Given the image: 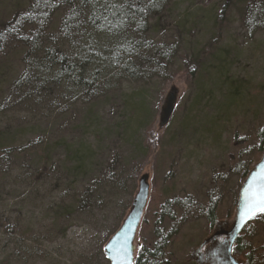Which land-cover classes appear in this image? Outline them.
<instances>
[{"label": "rangeland", "instance_id": "obj_1", "mask_svg": "<svg viewBox=\"0 0 264 264\" xmlns=\"http://www.w3.org/2000/svg\"><path fill=\"white\" fill-rule=\"evenodd\" d=\"M147 3L145 21L115 40L139 46L117 70L104 65L95 83L92 67L60 81L37 66L78 65L75 45L89 44L80 36L85 0H0V27L31 13L41 22L26 28L46 34L35 44L12 36L0 44V264H109L103 246L144 172L149 194L135 256L161 240L155 264H198L200 242L232 219L262 153L264 0ZM173 81L178 104L155 134ZM239 234L237 259L246 263L252 252L262 264L264 214Z\"/></svg>", "mask_w": 264, "mask_h": 264}, {"label": "trees", "instance_id": "obj_2", "mask_svg": "<svg viewBox=\"0 0 264 264\" xmlns=\"http://www.w3.org/2000/svg\"><path fill=\"white\" fill-rule=\"evenodd\" d=\"M148 0H85V10L83 11V20H79L84 27V32L80 35L81 42H89L86 44H77L76 58L79 61L77 64L72 66L68 61L62 64V67L53 69L50 71L52 64H43L38 62L37 66L45 74H60L58 80L64 81L69 78L79 79L75 74V71L79 67H92L93 71L89 73V78L92 82H100L98 75L104 70L112 69L117 70L121 66L120 62L124 58V54L128 55L132 49L137 48L139 44H136V40L132 37L124 38L122 41H115L121 37L123 33L129 30L131 23H141L145 21V12L150 8ZM158 1V0H155ZM153 3V2H152ZM47 5V4H46ZM77 11L75 9L73 12ZM24 19L21 17V21L18 18H13L3 27H0V44L5 41L9 36L17 37L18 43L25 46L26 43L35 44L41 36L46 34L42 33L41 29L26 28V26L32 24L34 21L39 23L40 19L37 20L31 13L24 14ZM86 16V18H85ZM81 17V19H82ZM72 20L65 22V28L70 27ZM36 27H40L36 24ZM43 29V28H42ZM105 36V37H104ZM104 39V40H103ZM110 39V40H109ZM97 41L101 42L100 46H96ZM123 43V44H122ZM3 44V43H2ZM93 44L95 46H93ZM2 45H0L1 48ZM83 53V56H77L78 53ZM64 53L62 54V56ZM84 59L91 60V62L84 61ZM95 64V65H94ZM77 67V68H76ZM85 73H86V68ZM81 78V76H80ZM80 80V79H79ZM87 83H84V87ZM256 138L258 141V148L261 151L264 149V125L257 129ZM5 149L13 148V144H4ZM43 148L39 147L37 153L42 154ZM249 171V170H248ZM247 173H245L246 175ZM208 219L211 223L215 221V214L213 208L208 209ZM252 221L248 222L246 226H249ZM8 227V226H7ZM164 240V239H163ZM237 249L242 251L241 246H245L243 235L239 234L236 238ZM163 241L156 242L153 246H143L137 250L134 264H155V259L161 255ZM247 260L249 264H255L252 252H247ZM264 264V254L262 259Z\"/></svg>", "mask_w": 264, "mask_h": 264}, {"label": "water", "instance_id": "obj_3", "mask_svg": "<svg viewBox=\"0 0 264 264\" xmlns=\"http://www.w3.org/2000/svg\"><path fill=\"white\" fill-rule=\"evenodd\" d=\"M180 93L181 87L176 82L173 81L167 86L154 123L155 134H159L168 124L178 104ZM262 192H264V149L259 160L250 168L242 182L235 202L234 214L228 223V228L225 230H214L203 239L201 245L222 233L228 235L229 240H235L248 222L264 214V211L260 210L258 203ZM148 194V172H144L138 178L137 189L126 215L103 246V252L109 260V264L134 263L136 233Z\"/></svg>", "mask_w": 264, "mask_h": 264}, {"label": "flooded vegetation", "instance_id": "obj_4", "mask_svg": "<svg viewBox=\"0 0 264 264\" xmlns=\"http://www.w3.org/2000/svg\"><path fill=\"white\" fill-rule=\"evenodd\" d=\"M227 228L228 222H223L222 224L221 222H216L212 232L214 230H225ZM236 238L231 241L228 235L222 233L203 245H201L202 240L195 249V257H193L195 262L198 264H248V260L246 263H243L237 259L239 251L237 249ZM142 247L143 246H139L138 248L141 249Z\"/></svg>", "mask_w": 264, "mask_h": 264}, {"label": "snow or ice", "instance_id": "obj_5", "mask_svg": "<svg viewBox=\"0 0 264 264\" xmlns=\"http://www.w3.org/2000/svg\"><path fill=\"white\" fill-rule=\"evenodd\" d=\"M258 203H259V206H260V210L264 211V192H262Z\"/></svg>", "mask_w": 264, "mask_h": 264}]
</instances>
